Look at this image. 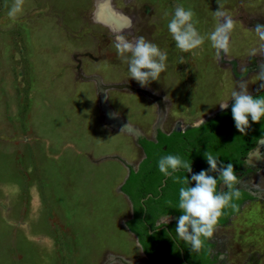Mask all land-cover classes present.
Instances as JSON below:
<instances>
[{
    "label": "rangeland",
    "instance_id": "374dc122",
    "mask_svg": "<svg viewBox=\"0 0 264 264\" xmlns=\"http://www.w3.org/2000/svg\"><path fill=\"white\" fill-rule=\"evenodd\" d=\"M94 2L24 0L12 19L13 0H0V264H155L127 228L132 207L119 190L142 155L138 139L103 121L101 90L114 113L146 138L158 124L159 97L179 109L178 81L191 101L197 70L214 74L230 60L264 63V54L249 55L262 43L254 27L264 24V0H219L234 20L228 50L220 53L207 38L182 52L167 28L183 5L206 37L219 22L218 0H114L134 17L120 35L144 36L167 53L159 80L141 87L118 56L115 35L93 19ZM256 73L250 94L264 89ZM174 122L168 116L161 128L170 131ZM243 168L238 185L255 193L215 228L216 264H264V168Z\"/></svg>",
    "mask_w": 264,
    "mask_h": 264
},
{
    "label": "clouds",
    "instance_id": "9594fccd",
    "mask_svg": "<svg viewBox=\"0 0 264 264\" xmlns=\"http://www.w3.org/2000/svg\"><path fill=\"white\" fill-rule=\"evenodd\" d=\"M24 0H13L8 15L14 19L16 14L22 10ZM219 9L215 11V16L219 22L214 29L205 37L198 31L194 22L195 13L192 9H186L183 5H177L167 24L169 33L175 41V46L182 52H190L201 48L207 38L211 46L218 53L223 50L227 52L230 41V33L234 28V20L226 15L218 0ZM168 13H165L167 16ZM255 33L262 42L259 49H252L250 56L264 54V24H257ZM115 48L118 56L128 65L129 77L135 79L141 87H146L150 82L159 80L161 73L167 68V53L162 51L158 45L147 40L144 36H139L129 40L125 35L115 36ZM259 72L256 73V81H264V63L259 65ZM247 69H241L245 73ZM239 90L231 91L230 98L234 101L231 107L232 117L235 127L242 134L250 127L249 117L254 123H258L264 118V96L253 97L248 90V81L241 79ZM264 88V83L260 84ZM222 110L228 108L227 102H221ZM209 168L193 173L191 178L173 176L174 173L184 169L187 173H192L190 160H184L179 155L168 154L161 156L158 160V169L165 177H173L179 183V198L177 208L182 213L178 217L175 226V238L190 245L191 251L199 252L204 246L206 239H211L220 217L224 214L225 208H232L238 211V205L232 203L234 199H239L240 191L235 188L238 183V176L235 174L234 165L229 162L224 164L219 161L216 155L206 151L204 153ZM219 165V166H218ZM210 172L218 173V178L210 175ZM195 186H191V182ZM223 183L227 191L219 190L218 183ZM171 205V201H168ZM167 216L164 223L157 222L155 227L167 224Z\"/></svg>",
    "mask_w": 264,
    "mask_h": 264
},
{
    "label": "flooded vegetation",
    "instance_id": "af4514ba",
    "mask_svg": "<svg viewBox=\"0 0 264 264\" xmlns=\"http://www.w3.org/2000/svg\"><path fill=\"white\" fill-rule=\"evenodd\" d=\"M133 22L134 17H132V24ZM247 61L253 63L254 58L251 57ZM227 64L230 65L229 69L216 71L214 72V74L208 70H197L193 73L194 85L192 87L193 96L191 101L187 96L188 87L186 86V83L183 81H178V89L181 92L177 98L178 104L180 102L179 109H173L168 106L166 107V99H164V97H159L158 103L163 109H165V116L163 121H165L168 116H171L175 119L174 127L167 132L160 127L154 130L152 137L137 138L142 155L139 158L137 164L131 168L130 173L135 172L137 174L140 173L142 175H146L148 176L146 177V179L149 180V178L151 179L153 177V173L157 171L156 168L158 167L157 162L159 158L164 155L173 154L179 155L184 160L191 161L193 167L192 173L186 172V175L190 179L193 173L200 172L199 169L202 167L201 164H203V170H207L209 166L204 155L207 149L202 152L200 147V143L203 138L212 142V146L209 148V152L213 153V155L219 156V161L225 159L224 164L231 162L234 165L235 174L238 176V180L244 177L246 174V171L243 168L245 165L256 171L264 168V165L254 162L251 163L249 161L250 157L255 152L261 154L264 157V145H260V147H257L258 140L264 136L263 135L257 137L264 131V118H262L260 122L254 123L249 117L250 127L246 130V134L240 133L235 127V122L232 117L231 107L234 101L230 98L231 91L233 89L236 88L237 90H239L238 82L241 79L248 81L250 73L258 72L260 68L256 63H254L256 64L255 66H251L247 62L241 66L237 60H230ZM244 67L247 69V71L245 73H242L241 69H243ZM92 80L94 81V79ZM91 85L95 86L94 82ZM128 88L136 92L145 91L143 88L141 89L134 85H128ZM263 91L264 89L253 92L256 93L253 97L260 95ZM221 102H227L229 105L228 108L222 110L219 104ZM189 103L191 104L192 112H188L186 114ZM174 133H178L179 135L175 136ZM161 134H166L167 136L171 137L169 139V143L172 145L173 149L170 152L165 151V154L164 152L160 153L154 146L162 139ZM144 141H146L148 151L144 149L141 143ZM214 177L218 178V173L217 176ZM139 188L140 179L137 176L133 181L134 192ZM235 188H237L239 191L244 190L251 196L255 193L249 188L240 187L238 183L235 185ZM219 190L227 191L226 186L222 182L218 183V191ZM124 195L130 201L132 207L131 216L127 219V221L133 220L136 216V205L127 194L124 193ZM250 199H252V197L246 198L239 203V212L243 204H245ZM238 200L239 199H234L232 203H235ZM229 208L230 207L225 208L224 212ZM239 212L230 215V217H228V220ZM167 216L169 217V222L167 223V225L174 221H178L179 215L177 213H169L160 216L156 223H164ZM228 220L225 224L217 225L216 228L225 226L228 223ZM127 228L129 229L128 226ZM129 231L132 233L130 229ZM135 236L137 237V239H139L136 233ZM208 240L212 244L210 248L211 252L212 248L214 247V242L210 239ZM151 261L157 264L154 260L151 259ZM250 261L251 259L247 264H250ZM159 262L161 264L163 263L162 260H160ZM214 264H216V262H214ZM255 264H257V261L255 262Z\"/></svg>",
    "mask_w": 264,
    "mask_h": 264
},
{
    "label": "trees",
    "instance_id": "16d2710c",
    "mask_svg": "<svg viewBox=\"0 0 264 264\" xmlns=\"http://www.w3.org/2000/svg\"><path fill=\"white\" fill-rule=\"evenodd\" d=\"M258 96H264V91ZM174 135L178 136L179 134L174 133ZM263 135L264 131L257 137ZM161 138L162 139L159 141V143L155 144L154 146L160 153L164 152L165 154V151L170 152L173 149L172 145L169 143V139L171 137L167 136L166 134H161ZM141 143L144 149L148 151L146 141ZM200 145L202 152H204L206 149L209 151V148L212 146V142L203 138ZM220 161L224 163L225 159ZM201 166L199 169L200 171L203 170V164H201ZM209 167L210 166H208V168ZM156 170L157 171L153 173V177L151 179L149 178V180L146 179V177H148L146 175L131 172L128 179L122 185V191L127 194L136 205V216L133 220H128L126 222L127 226L132 232L138 235L144 252L157 264H161L159 262L160 260H162V264H185L182 260L180 248L178 247L177 243H179V245L182 247L185 259L190 264H214L215 259L211 258L210 252L212 244L208 239L204 241V246L199 252L191 251L190 245L186 244L182 240H179L178 238H175L177 242L176 243L166 229L159 230L155 227L158 218L164 214L177 213L179 216L182 214L177 208L179 188L181 185L176 183L173 177H168L166 185L162 187L161 190H159V187L162 185V181L165 176L159 171L158 167ZM209 174L217 176V173L214 172H210ZM185 175L186 171L184 169H181L180 171L173 174V176H179L181 178ZM137 176L140 179V188L134 192L133 181ZM191 186H195V182L192 181ZM150 193H152V196L145 199V201H142V199L147 197ZM240 193L241 196L239 200L235 202V204L238 205V211H234L232 208H229L220 217L217 225L225 224L230 215L239 212V203L246 198L252 197L244 190H240ZM168 201H171V205L168 204ZM176 224L177 221H174L168 225L169 230L174 235V237L176 235ZM150 231L153 232L151 233Z\"/></svg>",
    "mask_w": 264,
    "mask_h": 264
},
{
    "label": "water",
    "instance_id": "95a60500",
    "mask_svg": "<svg viewBox=\"0 0 264 264\" xmlns=\"http://www.w3.org/2000/svg\"><path fill=\"white\" fill-rule=\"evenodd\" d=\"M131 20H132V17H131ZM222 56H224V53H223ZM101 92H102V93L100 94V96H101V102H102V104L105 105V107H106V108H105L103 105L101 106V110L103 111V115H104V117H103V121L106 122V123H109L111 127L120 128V129H124V130H126V131H129V132H132V133H134V134L137 136V138H138V137H139V131H138V129H137L136 127L130 125V124H129L126 120H124L122 117H120V116H118L117 114H115L114 111H113V109H112V108L107 104V102L105 101V97H104V92H105V91H104V90H101ZM255 94H256V93H253V94H251V95L254 96ZM102 99H103V100H102ZM163 119H164V109L162 108V109H160V115H159V118H158V124L156 125L157 127H155V130L161 127V124H162ZM110 122H112V123H110ZM263 139H264V136L261 137V138L258 140L257 147L259 146L260 141L263 140ZM257 147H256V148H257ZM256 148H255V149H256ZM257 160L259 161V162H258L259 164L263 165L262 159H257ZM129 176H130V170H129V172L127 173V175L125 176V178H124L122 184H121L120 187H119V190H120V192H122V193H123V191H122V185L125 183V181L128 179ZM167 178H168V177H165V178L163 179V181H162V185L159 187V190H161L162 187H164V186L166 185ZM123 194H124V193H123ZM151 196H152V193L148 194V196H147L146 198H144L142 201H144L145 199H147L148 197H151ZM161 229H166V230L169 232V234H170V236L172 237V239L176 242V239H175L174 235L170 232L169 227H168L167 224H164V225L160 226L159 230H161ZM150 232L152 233L153 231H150ZM132 233H133V232H132ZM133 234L135 235V233H133ZM137 242H138V244L141 246V248H142V252H143V254L146 256V258L149 259V260H151V259L146 255V253L144 252L143 247H142V245H141L139 239H137ZM176 243H177V242H176ZM177 245H178V247L180 248L181 257H182L183 262H184L185 264H190V263L185 259L184 251H183L182 247L179 245V243H177Z\"/></svg>",
    "mask_w": 264,
    "mask_h": 264
},
{
    "label": "bare ground",
    "instance_id": "6f19581e",
    "mask_svg": "<svg viewBox=\"0 0 264 264\" xmlns=\"http://www.w3.org/2000/svg\"><path fill=\"white\" fill-rule=\"evenodd\" d=\"M94 1H95L94 4H96V9H95V13L93 12L94 14L93 19H95L98 23L107 26L115 36L120 35V32L121 31L123 32L131 24V18L125 16L121 12V10L115 7L116 4L113 3L114 0H94ZM103 106L105 107V105ZM260 145H264V139L260 141L259 147ZM257 159H262L264 165V157L257 152L252 154L249 161L251 163L253 162L258 163L259 161Z\"/></svg>",
    "mask_w": 264,
    "mask_h": 264
},
{
    "label": "crops",
    "instance_id": "0c3cea01",
    "mask_svg": "<svg viewBox=\"0 0 264 264\" xmlns=\"http://www.w3.org/2000/svg\"><path fill=\"white\" fill-rule=\"evenodd\" d=\"M134 235V234H133ZM135 236V235H134Z\"/></svg>",
    "mask_w": 264,
    "mask_h": 264
}]
</instances>
